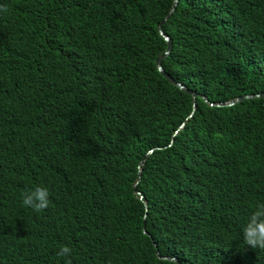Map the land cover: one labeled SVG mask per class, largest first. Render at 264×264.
I'll return each mask as SVG.
<instances>
[{"label":"trees","instance_id":"1","mask_svg":"<svg viewBox=\"0 0 264 264\" xmlns=\"http://www.w3.org/2000/svg\"><path fill=\"white\" fill-rule=\"evenodd\" d=\"M173 3L0 0V264H264L241 235L264 203V96L210 105L158 71ZM162 28L176 81L264 93V0H179Z\"/></svg>","mask_w":264,"mask_h":264},{"label":"clouds","instance_id":"2","mask_svg":"<svg viewBox=\"0 0 264 264\" xmlns=\"http://www.w3.org/2000/svg\"><path fill=\"white\" fill-rule=\"evenodd\" d=\"M0 11L7 12V8L0 7ZM49 196L50 193L46 187H36L22 193V203L39 213L49 207L51 203ZM241 235L244 245L248 248L264 250V203H258L252 207L248 221L242 228ZM71 253L72 249L64 245L57 252V255L67 258ZM170 259H173L170 264H175L174 258ZM68 264H71L70 260Z\"/></svg>","mask_w":264,"mask_h":264},{"label":"water","instance_id":"3","mask_svg":"<svg viewBox=\"0 0 264 264\" xmlns=\"http://www.w3.org/2000/svg\"><path fill=\"white\" fill-rule=\"evenodd\" d=\"M178 4H179V0H174L173 6H172L170 12H169L168 15L164 18V20H163L161 23H159V25H158V30H159L160 35L165 39V41H166L167 44H168V48H167L166 52H165L160 58L157 59V68H158V71L162 72V73L166 76V78L168 79V81H169L170 83H172L174 86L178 87L179 89H181L182 91H184V92H186V93H190V94H192V95L194 96V98H195V101H196V97H197V95L199 94V95L202 97V99H203L205 102H207L208 104H210V105H215V106H232V105H235V104H237L238 102H241V101H243V100H245V99H248V98H256V97H259V96H260V97H261V96H264V93H258V94H244V95L238 96V97H236V98H233V99H230V100H227V101H224V102H216V103L214 102V103H212V102H210V101L207 99L206 96H204V95L201 94V93H197V92L193 91L192 89H189L186 85H184L183 83H180V82L176 81V80L173 78V76L170 75V73H168L167 71H165L162 62H163L164 59H166V58L170 55L173 45H172V40L170 39V37H168V36L164 33L162 27H163V25H164V24H165V23H166V22L172 17V15L174 14V12L176 11V8H177ZM195 109H196V103L194 104V108H193V111H192V113H191L190 116H192V114L194 113ZM183 126H184V124L181 126V128H182ZM140 177H141V167H139V171H138V180L140 179ZM137 185H138V181H137L136 184H135V190H136L137 194H140V193L138 192V190H137ZM140 198H142V197L140 196ZM146 209H148V204H147V203H146ZM146 217H147V215L144 216V218H143V222H146ZM167 259H168V260H173V259H170V258H167ZM174 261H177V260L174 259Z\"/></svg>","mask_w":264,"mask_h":264}]
</instances>
